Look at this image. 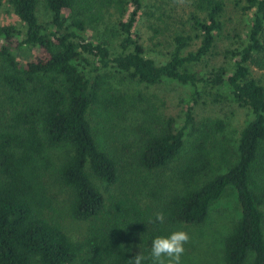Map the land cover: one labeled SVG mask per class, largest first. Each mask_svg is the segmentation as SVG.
<instances>
[{
	"label": "trees",
	"instance_id": "obj_1",
	"mask_svg": "<svg viewBox=\"0 0 264 264\" xmlns=\"http://www.w3.org/2000/svg\"><path fill=\"white\" fill-rule=\"evenodd\" d=\"M144 1L8 0L22 30L0 27V81L10 106L0 126V264H127L138 253L148 257L156 236L204 224L229 188L237 194L240 216L223 237L220 261L264 264V87L250 73V67L264 70V0H244V44L232 52L229 66L208 74L190 67L214 47L223 1L196 0L202 17L193 14L190 23L199 46L185 53L193 37L178 33L162 64L147 54L135 31ZM40 3L49 14L46 22L38 16ZM110 9L117 19L115 51L108 40L89 35ZM108 68L145 85L172 80L193 90L179 121L168 117L158 128L143 129L138 161L145 172L165 169L181 154L185 138L193 137L175 171L178 188L164 193L162 185L164 195L151 193L154 204L143 203L136 191L131 197L108 191L122 171L98 145L88 119L93 109L111 116L126 106V96L111 88ZM204 93L216 102L230 98L252 115L232 152L217 141L226 128L222 120L198 124L194 118L191 104ZM61 148L66 156L53 167L49 153ZM53 168L71 191L75 234L52 214L43 178ZM157 212L164 223L155 222Z\"/></svg>",
	"mask_w": 264,
	"mask_h": 264
},
{
	"label": "rangeland",
	"instance_id": "obj_2",
	"mask_svg": "<svg viewBox=\"0 0 264 264\" xmlns=\"http://www.w3.org/2000/svg\"><path fill=\"white\" fill-rule=\"evenodd\" d=\"M222 1L224 4V11L220 17L222 29L217 34L215 45L200 63L190 67L191 71L208 74L221 66H229L234 57L232 52L241 49L244 44L249 20L248 14L243 10L244 0ZM193 14L202 17L197 10L196 0L144 1L143 12L135 31L141 36L147 54L157 64L167 60L168 54L172 51L173 38L178 33L193 37V42L185 53L193 52L199 46L200 40L195 38L198 33L190 23ZM38 16L42 22L49 19V14L41 3L38 6ZM0 27L22 30V24L14 15L8 0H1L0 3ZM94 32L92 34L89 32V35H94L96 39L108 40L112 51H115V41L118 36L117 19L111 9L102 11V19L95 25ZM3 70L0 63V75ZM105 71L109 74L108 81L112 90L124 94L127 100L126 106L119 114L109 116L96 108L88 115L98 145L115 156L122 171L119 183L111 186L108 191L115 197L123 194L130 196L136 191L140 194L143 203H152L151 193L160 191L162 185L166 189L164 193L178 188L175 171L183 164L191 148L193 137L185 138L181 154L165 169L159 172H145L139 168L141 166L138 161L143 142V129L150 126L158 128L160 122L168 117L179 121L178 117L182 109L191 101L193 90L188 85H181L172 80H163L157 85L150 86L136 80L130 81L114 69L108 68ZM250 73L251 77L264 87V70L250 67ZM8 95L7 89L0 81V126L8 120L10 112ZM191 105L198 124L207 120H222L225 123V132L217 141L229 151H234L240 131L252 118L249 109L240 107L230 98L216 102L208 93L202 94L198 102ZM66 152L65 148H61L49 153L53 167H59ZM43 182L48 196L53 200L52 214H55V218L65 228L75 234L79 228L70 222L68 215L72 200L71 191L59 183L55 168L44 175ZM164 193L161 192L163 195ZM239 216L237 194L229 188L211 207L204 224L196 227H180V230L186 231L190 237L189 242L184 246L185 252L181 257V264H223L220 261L223 237Z\"/></svg>",
	"mask_w": 264,
	"mask_h": 264
},
{
	"label": "clouds",
	"instance_id": "obj_3",
	"mask_svg": "<svg viewBox=\"0 0 264 264\" xmlns=\"http://www.w3.org/2000/svg\"><path fill=\"white\" fill-rule=\"evenodd\" d=\"M165 216L162 212L155 214V222L164 223ZM150 223L153 221L150 220ZM190 240L186 231H173L167 236H156L151 242V249L148 257L137 254L127 261V264H144L146 259L151 264H181V257L185 252V244Z\"/></svg>",
	"mask_w": 264,
	"mask_h": 264
}]
</instances>
